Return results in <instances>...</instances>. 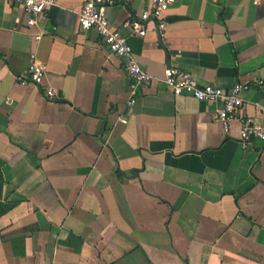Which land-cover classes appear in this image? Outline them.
<instances>
[{
  "label": "crops",
  "instance_id": "1",
  "mask_svg": "<svg viewBox=\"0 0 264 264\" xmlns=\"http://www.w3.org/2000/svg\"><path fill=\"white\" fill-rule=\"evenodd\" d=\"M85 2L55 0L28 26L0 0V264H264V152L238 120L264 103V0H175L163 29L121 30L153 77L130 108L124 60L78 25ZM145 7H107L110 28ZM33 54L45 77L22 85ZM168 67L249 84L227 134L222 103L173 96Z\"/></svg>",
  "mask_w": 264,
  "mask_h": 264
},
{
  "label": "built area",
  "instance_id": "2",
  "mask_svg": "<svg viewBox=\"0 0 264 264\" xmlns=\"http://www.w3.org/2000/svg\"><path fill=\"white\" fill-rule=\"evenodd\" d=\"M20 6L27 16L26 24L34 26L36 18L43 14L50 7L54 6L55 0H9ZM132 0H86L78 14V25L82 31L95 29L102 38L108 51L124 60V71L129 81L130 96L127 107L135 104V93L138 86L149 85L153 77L144 72L135 62L127 38L122 35L121 30L128 29L130 35L143 37L146 30L144 24L152 20L159 30L165 26L164 13L174 3L175 0H139L145 3L146 7L137 18L127 20L122 24L120 30H112L106 16V8L116 3H126ZM41 38V34L35 36L36 40ZM47 71V66L39 62L35 55H31V62L27 68L26 76L21 80V84L31 83L41 85ZM163 83L171 91L173 96L187 95L199 102L222 103L212 115V120L221 124L223 132H229L231 122L236 119L241 112L243 100L240 97L242 92L249 90V84H235L228 91H223L210 84L200 85L193 76L183 70L168 67L164 70ZM260 90L261 100L264 102V85L260 80L255 82ZM46 97L54 100L57 92L50 86L45 89ZM259 108L258 117L252 116L238 117L239 140L244 148H247L251 139L262 142L264 152V103H257ZM119 122L126 124V118H121Z\"/></svg>",
  "mask_w": 264,
  "mask_h": 264
}]
</instances>
